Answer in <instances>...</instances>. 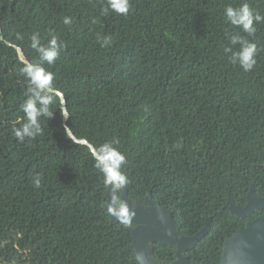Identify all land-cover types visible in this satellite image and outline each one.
I'll return each mask as SVG.
<instances>
[{
	"label": "trees",
	"instance_id": "obj_1",
	"mask_svg": "<svg viewBox=\"0 0 264 264\" xmlns=\"http://www.w3.org/2000/svg\"><path fill=\"white\" fill-rule=\"evenodd\" d=\"M129 3L119 15L103 14L107 0H0V264H139L134 224L112 221L94 166L108 141L127 157L135 209L151 194L179 237L210 220L189 251L198 264H220L226 240L264 217L230 210L246 207L252 188L264 198V22L249 35L225 16L243 3L264 16V0ZM36 32L64 45L54 64L31 48ZM237 33L257 45L250 72L224 52ZM26 61L51 71L58 91L42 133L20 142ZM155 245L156 257L175 258V247Z\"/></svg>",
	"mask_w": 264,
	"mask_h": 264
},
{
	"label": "clouds",
	"instance_id": "obj_2",
	"mask_svg": "<svg viewBox=\"0 0 264 264\" xmlns=\"http://www.w3.org/2000/svg\"><path fill=\"white\" fill-rule=\"evenodd\" d=\"M108 6L103 10L107 14L109 10L119 15H127L130 3L129 0H107ZM225 16L228 22L243 30V32L253 35L256 32L254 22H264V16L253 11L248 3H243L238 8L227 6ZM97 21L93 19L92 23ZM65 24L70 23L69 18L64 19ZM18 40H23L24 36L17 34ZM31 48L34 49L41 59L48 65L54 64L64 45L57 36H52L47 44L41 43L40 33L36 32L31 36ZM233 47H225L224 52L230 53L229 60L233 65H238L245 72H250L256 66L257 45L250 42L238 33L230 37ZM111 44L110 37H103L102 47ZM239 45L238 48L234 46ZM19 75L26 78L28 82L25 95L27 99L21 104L24 113L23 122L19 127H14L15 137L23 142L25 138L33 139L42 133L39 122L41 116H51V105L57 97V89L54 85V74L46 70L43 65L26 61L19 70ZM93 159L95 168L103 177V184L108 189V196L105 201L108 214L120 223L127 224L134 216L127 201L122 199V193L129 183L128 176L123 171L127 163L126 155L120 151L111 141L100 144L94 152ZM35 188L41 187V177L33 180Z\"/></svg>",
	"mask_w": 264,
	"mask_h": 264
},
{
	"label": "water",
	"instance_id": "obj_3",
	"mask_svg": "<svg viewBox=\"0 0 264 264\" xmlns=\"http://www.w3.org/2000/svg\"><path fill=\"white\" fill-rule=\"evenodd\" d=\"M248 198L246 207L239 208L231 205V212L245 219L257 210H264V198L257 197L253 188ZM122 199L127 201L130 210L134 213L129 223L135 225L131 229L132 248L139 264H151L147 256L151 253L147 246L149 243L177 245L180 256L189 248L192 249L209 231L210 220L207 221L206 227L194 237L178 238L172 212L162 208L151 194L147 196L149 205L147 209L143 206L134 208L127 188L122 193ZM112 221L119 222L113 217ZM187 262L180 256V260L175 264H188ZM220 264H264V217L249 222L247 227L240 228L236 234L226 240Z\"/></svg>",
	"mask_w": 264,
	"mask_h": 264
},
{
	"label": "flooded vegetation",
	"instance_id": "obj_4",
	"mask_svg": "<svg viewBox=\"0 0 264 264\" xmlns=\"http://www.w3.org/2000/svg\"><path fill=\"white\" fill-rule=\"evenodd\" d=\"M144 208L147 209L146 206ZM134 227H135V225H134ZM181 237H184V236H181ZM181 237L178 236V238H181ZM185 238H190V237H185ZM155 244H157V243H149L147 245L148 249L151 250V253H148V255H147L151 264H175L180 260V256H181V258L187 260L188 264H198L195 259L191 258V255L189 254V251L191 250L190 248L188 250L184 251L179 256V254H178L179 248L177 245L170 246V247H175V249L172 251L173 254L175 255V258L172 256H157L156 257V251H158V250H156ZM172 252H170V253H172Z\"/></svg>",
	"mask_w": 264,
	"mask_h": 264
}]
</instances>
